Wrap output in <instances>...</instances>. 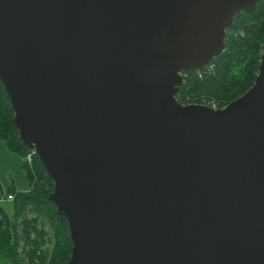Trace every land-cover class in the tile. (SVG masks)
Instances as JSON below:
<instances>
[{
    "label": "water",
    "instance_id": "water-1",
    "mask_svg": "<svg viewBox=\"0 0 264 264\" xmlns=\"http://www.w3.org/2000/svg\"><path fill=\"white\" fill-rule=\"evenodd\" d=\"M258 2L0 0V81L67 264H264V41L224 107L176 99Z\"/></svg>",
    "mask_w": 264,
    "mask_h": 264
},
{
    "label": "trees",
    "instance_id": "trees-1",
    "mask_svg": "<svg viewBox=\"0 0 264 264\" xmlns=\"http://www.w3.org/2000/svg\"><path fill=\"white\" fill-rule=\"evenodd\" d=\"M263 0L255 9L236 13L226 28L224 49L201 70L184 71L176 99L182 104L216 102L222 108L253 84L264 41ZM13 109L0 81V140L22 157L28 150L18 136ZM29 188L13 189L11 213L0 204V254L12 264H67L72 242L66 218L49 194L53 181L37 154L34 171L22 161Z\"/></svg>",
    "mask_w": 264,
    "mask_h": 264
},
{
    "label": "rangeland",
    "instance_id": "rangeland-1",
    "mask_svg": "<svg viewBox=\"0 0 264 264\" xmlns=\"http://www.w3.org/2000/svg\"><path fill=\"white\" fill-rule=\"evenodd\" d=\"M15 190L25 191L28 182L22 160L19 154L10 151L3 140L0 141V204L11 213V202L5 197ZM0 264H12L11 261L0 254Z\"/></svg>",
    "mask_w": 264,
    "mask_h": 264
},
{
    "label": "built area",
    "instance_id": "built-area-1",
    "mask_svg": "<svg viewBox=\"0 0 264 264\" xmlns=\"http://www.w3.org/2000/svg\"><path fill=\"white\" fill-rule=\"evenodd\" d=\"M262 16H263V19H264V0H263V11H262ZM207 67V66H206ZM197 72L200 74L201 73V70H197ZM181 75L182 77L184 76V71L181 72ZM200 104H206L210 107H213V108H218L216 102L212 101V100H203V102H201ZM36 155V151L35 149L33 148H28V150L26 151V153L23 155L22 157V161L24 163H26V165L28 166V168L31 170V171H34V166H33V159H34V156ZM6 200H12L13 199V194H8L6 197H5Z\"/></svg>",
    "mask_w": 264,
    "mask_h": 264
},
{
    "label": "crops",
    "instance_id": "crops-1",
    "mask_svg": "<svg viewBox=\"0 0 264 264\" xmlns=\"http://www.w3.org/2000/svg\"><path fill=\"white\" fill-rule=\"evenodd\" d=\"M1 141V140H0ZM27 178V177H26ZM28 182V180H27ZM28 188H29V185H28ZM13 189L15 190V186L13 185ZM28 190V189H27ZM15 191H19V190H15ZM10 193H13V192H10ZM8 195V194H7Z\"/></svg>",
    "mask_w": 264,
    "mask_h": 264
}]
</instances>
